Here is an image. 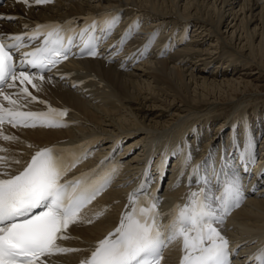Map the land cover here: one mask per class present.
<instances>
[{"label":"bare ground","instance_id":"6f19581e","mask_svg":"<svg viewBox=\"0 0 264 264\" xmlns=\"http://www.w3.org/2000/svg\"><path fill=\"white\" fill-rule=\"evenodd\" d=\"M114 7L124 8L126 14L146 15L154 24L162 23L167 35L180 25L191 27V42L175 53L174 58L144 62L126 73L98 61L80 62L79 68L73 69L75 77L94 75L85 85L88 99H81L59 85L48 92L56 103L69 106L71 118L79 125L66 131L35 129L8 133L18 139L1 146L6 149L2 153L7 158L4 167L16 168L13 161H22L33 145L59 140L73 142L99 135L104 142L122 136L129 141L125 147L139 146L127 160L131 171L137 167L145 148L171 147L188 138L191 130L196 133L195 124L201 121L209 122L208 127L213 130L209 142L203 146L216 147L222 141V133L218 131L221 125L239 113H249V108L264 110V102L248 107L249 99L246 100L244 92L242 97H228L232 88L245 87V79L251 75L264 74V4L258 0H61L29 9L26 15L62 19ZM14 8L21 12L20 5ZM177 60L180 64L175 65ZM217 91L229 94L216 96ZM222 97L228 100H221ZM224 104L230 109L226 113L218 112L219 105ZM118 193L108 192L105 202L117 199ZM166 197L173 199L168 194ZM114 209L111 206L106 217L95 225L75 230L78 235L70 243L86 245L101 234L112 222ZM228 225L233 239L263 238L264 197L250 199L233 214ZM69 259L52 260L64 264Z\"/></svg>","mask_w":264,"mask_h":264},{"label":"snow or ice","instance_id":"6c2138e0","mask_svg":"<svg viewBox=\"0 0 264 264\" xmlns=\"http://www.w3.org/2000/svg\"><path fill=\"white\" fill-rule=\"evenodd\" d=\"M23 2L29 4V0ZM33 2L40 5L54 0ZM116 23L117 18L112 14L102 32L109 34ZM89 27L94 31V24ZM73 31L69 23L36 25L31 33H0V97L8 105L0 102V139H18L3 134L5 124L13 128L68 126L63 121L68 109L49 105L47 111H21L23 105H19L13 95L29 103L36 102L38 98L26 86L20 87L15 94L7 93L5 88H14L16 81H19L20 85L27 83L39 91L45 80L44 74L68 58L75 39L70 34ZM131 31L132 28H129L121 37V45ZM76 34L84 45L82 53L96 57L97 37L93 32L86 28L78 30ZM40 37H43L40 45L32 51L21 53V60L17 64L14 56L27 46L26 41L31 43ZM151 43L150 40L148 44ZM0 151L6 149L0 148ZM65 153H70L71 159ZM86 155L77 154L73 149L45 147L35 151L22 170L15 174L0 172V264H45L41 259L43 257L82 251L63 247L58 241L73 238L67 234L71 225L93 222L85 219L83 210L107 188L118 170L113 168L99 179L94 170L64 180ZM249 159L255 162L251 155ZM13 163L19 164L21 161ZM6 164L7 158L0 156V166ZM145 175V183L128 196L130 210L122 214L114 231L98 241L80 264H160L163 250L177 241L181 242L184 253L181 264H231L230 256L234 249L230 248L229 240L222 235L218 226L223 225L226 216L233 208L239 207L244 198L240 178L227 180L218 196L210 193L207 187L192 192L188 196V203L182 207L177 205L171 213L162 214L159 199L154 194H147ZM203 183L207 186L210 181L204 178ZM101 215L103 212L95 214L96 218ZM164 215L171 216L167 223L162 220ZM251 259L257 264H264V248L259 249Z\"/></svg>","mask_w":264,"mask_h":264},{"label":"rangeland","instance_id":"374dc122","mask_svg":"<svg viewBox=\"0 0 264 264\" xmlns=\"http://www.w3.org/2000/svg\"><path fill=\"white\" fill-rule=\"evenodd\" d=\"M252 28V27H251ZM258 41V39L256 40ZM222 62H226V61H222ZM235 76H233L234 78ZM253 77H255L256 79L253 80ZM245 81L247 82L246 86L245 87H236V88H232L230 91H231V94L228 96L229 98L230 97H233V98H238V97H242V93H246L247 94V98L246 100L248 101L249 99V105L248 107H252L254 106V103L256 102H259L260 104L264 102V74L261 75V76H258V74H255V75H251L249 78L245 79ZM229 94V92H227ZM227 93H222V92H219L217 91L216 92V96L218 95H227ZM220 97V96H219ZM254 98V99H253ZM221 100H228V98L226 97H222L220 98ZM255 101H253V100ZM220 106V107H219ZM218 107V112H227V110L230 109V107L226 106V104L224 105H219ZM253 110V108H252ZM250 108H249V111H252ZM224 113V114H225ZM223 114V113H222Z\"/></svg>","mask_w":264,"mask_h":264}]
</instances>
